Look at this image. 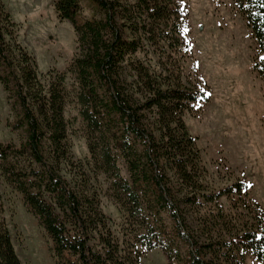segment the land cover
<instances>
[{
	"label": "trees",
	"instance_id": "16d2710c",
	"mask_svg": "<svg viewBox=\"0 0 264 264\" xmlns=\"http://www.w3.org/2000/svg\"><path fill=\"white\" fill-rule=\"evenodd\" d=\"M234 1L261 55L253 68L264 77V0ZM53 3L76 34L68 71L87 155L71 152L65 73L39 71L0 0V84L23 132L18 145L0 142V170L50 236L56 263L141 264L155 248L167 264L263 261V209L244 181L210 184L185 121L209 98L184 73L187 0ZM102 176L118 223L102 209ZM0 264H22L1 195Z\"/></svg>",
	"mask_w": 264,
	"mask_h": 264
},
{
	"label": "rangeland",
	"instance_id": "374dc122",
	"mask_svg": "<svg viewBox=\"0 0 264 264\" xmlns=\"http://www.w3.org/2000/svg\"><path fill=\"white\" fill-rule=\"evenodd\" d=\"M2 1L17 25L18 41L34 56L39 71L65 73L71 91L65 107L71 152L75 159L85 158L84 123L73 96L75 76L68 71L77 51L71 24L58 17L53 0ZM187 5L186 39L191 51L184 73L188 80L205 85L209 98L186 114V124L197 138L210 184L219 189L244 181L249 198L264 211V77L253 68L261 56L257 42L234 0H187ZM15 118L0 84V142L18 145L23 139L22 130L14 128ZM100 180L102 209L118 223L121 211L105 193L108 181L103 176ZM0 195L22 264H57L50 236L1 170ZM141 264L167 263L155 248L145 253ZM245 264H264V260L250 255Z\"/></svg>",
	"mask_w": 264,
	"mask_h": 264
}]
</instances>
